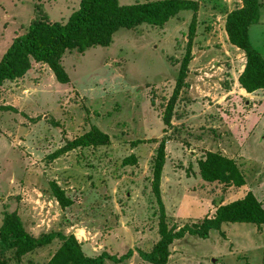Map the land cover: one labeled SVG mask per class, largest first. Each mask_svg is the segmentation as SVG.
<instances>
[{
    "label": "rangeland",
    "instance_id": "374dc122",
    "mask_svg": "<svg viewBox=\"0 0 264 264\" xmlns=\"http://www.w3.org/2000/svg\"><path fill=\"white\" fill-rule=\"evenodd\" d=\"M195 1L196 10L180 11L163 25L119 28L108 44L66 49L60 64L67 82L34 61L24 75L1 83L0 226L16 212L35 237L60 231L73 234L87 256L106 253L107 264H153L139 251L150 252L160 239L152 177L162 144L159 188L169 228L199 225L215 215L217 204L248 193L264 209V89L247 92L240 85L245 53L225 30L227 14L242 0ZM79 2L0 0V59L33 19L64 23ZM260 2L248 37L264 57ZM193 15L195 34L181 76ZM94 127L108 136L106 143L62 151ZM207 151L232 159L244 184L203 180L198 163ZM60 245L54 239L21 257L0 249V259L47 264ZM128 250L133 253L124 257ZM168 251L166 264H264V224L223 222L205 238L185 232Z\"/></svg>",
    "mask_w": 264,
    "mask_h": 264
},
{
    "label": "trees",
    "instance_id": "16d2710c",
    "mask_svg": "<svg viewBox=\"0 0 264 264\" xmlns=\"http://www.w3.org/2000/svg\"><path fill=\"white\" fill-rule=\"evenodd\" d=\"M260 5V0H242L241 6L231 10L225 21L229 42L245 53L246 63L238 80L247 92L264 89V57L251 47L248 37L249 25L259 21ZM196 8L195 0H151L132 4H120L119 0H80L77 10L72 12L66 22H48L43 18H36L30 22L24 34L14 38L0 59V85L4 80H12L24 75L34 61L45 62L59 81L67 82V73L60 64V58L66 49L84 50L92 45H105L111 41L114 32L119 28H133L143 23L163 25L178 12L194 11ZM195 27L196 16L193 15L189 25L187 52L183 59L181 76L184 75V68L189 62ZM178 90L177 86L174 95L178 94ZM171 102L165 111L167 123L172 114L174 101ZM107 141L108 136L94 127L68 142L62 151L83 145H100ZM198 164L200 175L205 181H218L237 186L244 184V177L236 163L222 154L207 151ZM163 165L162 144L153 165L152 177V191L160 210V239L150 252L139 251L140 256L146 261L166 264L169 245L175 239L182 237L185 232L205 238L211 229L219 228L223 222L264 224V209L254 195L248 193L231 203L217 204L215 215L212 218H205L199 225H186L178 230L169 228L165 222L159 188ZM52 189L61 206L70 203L56 183L52 184ZM54 239L60 240L61 245L47 264H107L106 253L98 256L85 255L73 234L65 235L60 231H52L37 237L31 235L25 230L16 212L7 214L0 226V249H15L20 257L23 253L50 244ZM132 253V250H128L124 257H129ZM4 263L5 261L0 259V264Z\"/></svg>",
    "mask_w": 264,
    "mask_h": 264
},
{
    "label": "crops",
    "instance_id": "0c3cea01",
    "mask_svg": "<svg viewBox=\"0 0 264 264\" xmlns=\"http://www.w3.org/2000/svg\"><path fill=\"white\" fill-rule=\"evenodd\" d=\"M237 48V47H236Z\"/></svg>",
    "mask_w": 264,
    "mask_h": 264
}]
</instances>
